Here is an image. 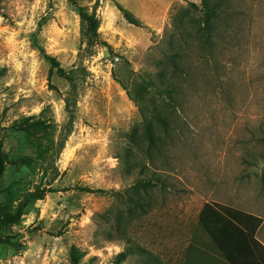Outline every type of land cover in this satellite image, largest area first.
Instances as JSON below:
<instances>
[{"label": "rangeland", "instance_id": "rangeland-1", "mask_svg": "<svg viewBox=\"0 0 264 264\" xmlns=\"http://www.w3.org/2000/svg\"><path fill=\"white\" fill-rule=\"evenodd\" d=\"M207 3L0 0V264H228L204 205L263 221L264 0Z\"/></svg>", "mask_w": 264, "mask_h": 264}, {"label": "trees", "instance_id": "trees-1", "mask_svg": "<svg viewBox=\"0 0 264 264\" xmlns=\"http://www.w3.org/2000/svg\"><path fill=\"white\" fill-rule=\"evenodd\" d=\"M204 23L209 24V17L216 16V3L209 4L203 0ZM206 28V32H207ZM43 58L54 62L46 53ZM140 112L143 120V135L148 144L154 141V133L146 115L151 116L162 125H167L164 117L154 109H143ZM1 168V163H0ZM150 180V179H149ZM149 180H140L139 185L151 184ZM199 222L207 233L209 239L215 245L221 256L228 264H264V245L256 238V231L262 223V219L254 214L233 209L222 204H205L199 213ZM123 255L120 254V258ZM121 260V259H119Z\"/></svg>", "mask_w": 264, "mask_h": 264}, {"label": "crops", "instance_id": "crops-1", "mask_svg": "<svg viewBox=\"0 0 264 264\" xmlns=\"http://www.w3.org/2000/svg\"><path fill=\"white\" fill-rule=\"evenodd\" d=\"M251 214H253V212ZM254 215H257V214H254ZM263 227H264V219L256 231V238L258 239L259 242H261L264 245V233H262V236L260 235Z\"/></svg>", "mask_w": 264, "mask_h": 264}]
</instances>
